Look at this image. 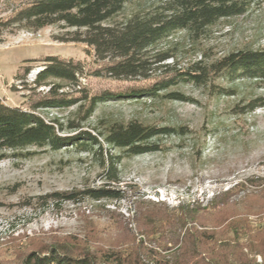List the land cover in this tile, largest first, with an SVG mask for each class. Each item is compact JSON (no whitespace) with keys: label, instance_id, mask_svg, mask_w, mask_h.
Segmentation results:
<instances>
[{"label":"rangeland","instance_id":"obj_1","mask_svg":"<svg viewBox=\"0 0 264 264\" xmlns=\"http://www.w3.org/2000/svg\"><path fill=\"white\" fill-rule=\"evenodd\" d=\"M28 1L0 0V20L12 17ZM159 2L132 0L114 20L124 21ZM73 30L62 24L36 31L0 27V100L34 110L45 121L61 125L64 136L86 131L102 146L100 150L92 145L90 151L73 144L59 150L29 147L4 152L0 159V263L65 237L127 243L129 235L137 234L134 220L139 212L177 215L180 206L198 209L196 227L213 231L218 241L262 242L264 106L244 110L250 100L264 98V81L219 75L202 85L173 79L176 83L166 89L155 91L153 87L173 78L166 65L183 70L203 58L211 62L239 50L263 48L264 0L242 16L219 21L199 41L183 32L173 33L150 51V56L168 53L173 58L154 62L156 57H152L147 79L112 78L103 70L107 62L97 61L92 47L56 39ZM48 57L80 63L79 88L58 79L35 84ZM50 82L68 86L64 97L57 98L76 102L67 107L32 109L47 97ZM132 90H140V95L99 102L89 115L88 100L80 99ZM171 93L182 99L170 98ZM130 121L173 132L147 141L158 150L127 155L103 138L112 124ZM101 155H112L118 161L114 180L108 179L111 173L102 167ZM98 188L116 197L94 199L81 193ZM54 192L75 193L74 199L48 196ZM236 218L246 221L250 233L235 234L228 228ZM255 257L260 263V256Z\"/></svg>","mask_w":264,"mask_h":264},{"label":"trees","instance_id":"obj_2","mask_svg":"<svg viewBox=\"0 0 264 264\" xmlns=\"http://www.w3.org/2000/svg\"><path fill=\"white\" fill-rule=\"evenodd\" d=\"M130 1L29 0L12 17L0 20V27L36 31L45 26L62 24L63 27L74 28L65 37L56 39L92 47L95 59L107 62L103 70L112 78L147 79L152 57H156L154 62L173 58L168 53L150 56V51L173 33L183 32L192 41H199L219 21L242 16L261 0H160L158 5L148 11L134 13L124 21L114 20L125 3ZM44 62V68L36 74L35 84L48 79L65 80L70 86L78 84V73H82L80 63L62 62L52 57L44 59ZM166 68L173 78H167L154 86L155 91L176 83L173 79L190 81L196 85L205 84L212 76L219 75L264 81V47L258 51L239 50L211 62L203 58L183 70L174 65H166ZM64 87L68 86L51 83L47 97L31 106L32 109L74 104L76 100L60 98L64 97L61 91ZM139 92H105L92 97L83 95L80 99L88 100L89 115L99 102L138 97ZM169 95L172 99H182L177 94ZM263 106L264 98H256L247 103L244 111ZM62 130L61 125L45 121L34 110L9 106L0 100V159L4 157L5 151L29 147L59 150L76 144L84 151H90L92 145L102 149L97 138L86 131L64 136ZM172 132L171 128L145 126L137 121L125 125L114 123L107 129L103 141L122 149L127 155H138L158 150L155 145L147 143L150 138ZM100 159L102 167L111 173L108 179L114 180L118 161L112 155H101ZM81 193L94 199L116 197L104 188L88 189ZM74 194L54 192L48 196L56 200H72ZM179 208L181 212L177 215L150 210L139 212L134 220L136 237L129 235L127 243L65 237L29 248L13 261L0 264H264V240L246 244L218 241L213 231L196 227L200 215L198 209L194 206ZM245 223L242 218H236L229 223L228 228L235 234L250 233L251 229ZM256 255L260 256V263Z\"/></svg>","mask_w":264,"mask_h":264},{"label":"built area","instance_id":"obj_3","mask_svg":"<svg viewBox=\"0 0 264 264\" xmlns=\"http://www.w3.org/2000/svg\"><path fill=\"white\" fill-rule=\"evenodd\" d=\"M71 87H74V88H79V83L76 84L75 86H71ZM64 89H68V87H65V88H62L61 90L63 91ZM65 91V90H64Z\"/></svg>","mask_w":264,"mask_h":264}]
</instances>
